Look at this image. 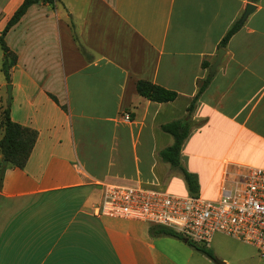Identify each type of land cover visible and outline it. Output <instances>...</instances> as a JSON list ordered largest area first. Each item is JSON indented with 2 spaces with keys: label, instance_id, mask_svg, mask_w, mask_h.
<instances>
[{
  "label": "crops",
  "instance_id": "crops-1",
  "mask_svg": "<svg viewBox=\"0 0 264 264\" xmlns=\"http://www.w3.org/2000/svg\"><path fill=\"white\" fill-rule=\"evenodd\" d=\"M21 1L0 0V31ZM248 2L253 10L218 46ZM3 39L15 55L8 116L35 139L22 167L2 171L0 264L215 262L183 239L151 235L154 225L91 209L101 181L186 192L179 171L158 156L171 143L159 126L176 119L190 123L179 162L200 196L215 197L235 165L264 169V0L36 2ZM219 47L186 115L207 73L200 62L209 66ZM137 80L176 97L148 100ZM5 84L0 71V99Z\"/></svg>",
  "mask_w": 264,
  "mask_h": 264
},
{
  "label": "built area",
  "instance_id": "built-area-1",
  "mask_svg": "<svg viewBox=\"0 0 264 264\" xmlns=\"http://www.w3.org/2000/svg\"><path fill=\"white\" fill-rule=\"evenodd\" d=\"M97 185L99 199L91 209L95 216L166 227L204 246L221 233L252 246L264 258L263 168L235 165L226 170L213 198L114 181Z\"/></svg>",
  "mask_w": 264,
  "mask_h": 264
},
{
  "label": "trees",
  "instance_id": "trees-1",
  "mask_svg": "<svg viewBox=\"0 0 264 264\" xmlns=\"http://www.w3.org/2000/svg\"><path fill=\"white\" fill-rule=\"evenodd\" d=\"M55 1L57 0H22L5 22L3 28L0 31V50L2 53L0 71L3 74L6 83H9V70L14 64L15 55L6 46L3 39L4 34L20 18V16L24 13V11L29 5L36 2H46L52 4ZM249 1L256 2L257 0ZM239 26L240 24L237 21H234L221 37L218 46L224 47L228 37L232 33H234L239 28ZM200 67L203 69H207L208 62L201 61ZM209 78L210 77L206 73L205 76L199 81L196 93L190 99L186 107V115H189L192 111L197 97L206 87ZM134 87L136 93L139 96H142L154 102L171 101L176 97V93L174 91L165 89L159 85L145 80L135 81ZM159 128L160 130L171 136V143L158 151L159 158L163 162L168 163L170 167L175 168L179 171L186 192L188 194H196L198 186L195 174L188 172L183 166L180 165L179 162V151L181 145L190 131L189 120L183 118L172 120L161 124ZM34 139L35 132L33 130L28 129L26 127H22L21 125L9 119L8 104L6 102L0 104V158H3L6 161V166L22 167L27 159L29 151L33 145ZM3 169L4 166H2L0 163V182ZM148 231L151 235L165 234L174 236L178 239H184V237H182L178 233L162 226L154 225L150 227ZM187 243L190 244L196 250L208 256L209 258H213L212 253L207 248L195 245L189 240H187Z\"/></svg>",
  "mask_w": 264,
  "mask_h": 264
},
{
  "label": "rangeland",
  "instance_id": "rangeland-1",
  "mask_svg": "<svg viewBox=\"0 0 264 264\" xmlns=\"http://www.w3.org/2000/svg\"><path fill=\"white\" fill-rule=\"evenodd\" d=\"M1 94L0 104H3L5 99V85L1 89ZM172 184L171 187H176L178 182L173 181ZM167 190L174 193L183 192L180 187L177 189L168 187ZM194 244L207 248L215 254L217 260L215 262L213 261L212 264L225 262L222 258L227 260L225 264H264V258L259 256L252 246L223 234L215 233L205 246L203 244ZM202 259V256L198 255L194 264H204Z\"/></svg>",
  "mask_w": 264,
  "mask_h": 264
},
{
  "label": "water",
  "instance_id": "water-1",
  "mask_svg": "<svg viewBox=\"0 0 264 264\" xmlns=\"http://www.w3.org/2000/svg\"><path fill=\"white\" fill-rule=\"evenodd\" d=\"M253 8H254V5L252 3H249V2L246 3L244 8H243V11H242V13L238 19V23H242V21L245 19V17L253 10ZM223 53H224L223 49L219 47L216 51V54L214 56L213 61L208 66V69H207V75L208 76L212 75V73L215 70V68L217 67ZM9 100H10V84L6 83L5 84V101H6V103H8ZM0 163L2 166H4L6 164V161L3 158H1ZM183 241L186 242L187 240L184 238ZM217 264H223V262H218Z\"/></svg>",
  "mask_w": 264,
  "mask_h": 264
}]
</instances>
